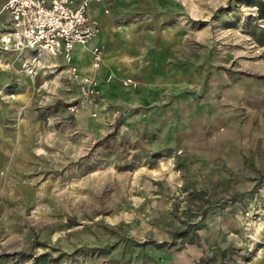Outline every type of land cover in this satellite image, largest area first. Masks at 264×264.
I'll return each instance as SVG.
<instances>
[{
    "label": "rangeland",
    "instance_id": "1",
    "mask_svg": "<svg viewBox=\"0 0 264 264\" xmlns=\"http://www.w3.org/2000/svg\"><path fill=\"white\" fill-rule=\"evenodd\" d=\"M255 1L116 2L83 105L63 59L0 77V264H264Z\"/></svg>",
    "mask_w": 264,
    "mask_h": 264
},
{
    "label": "built area",
    "instance_id": "2",
    "mask_svg": "<svg viewBox=\"0 0 264 264\" xmlns=\"http://www.w3.org/2000/svg\"><path fill=\"white\" fill-rule=\"evenodd\" d=\"M112 0H6L4 9L11 17L9 28L0 35V51L18 57L20 71L34 75L44 69L45 58L61 57L78 81L82 105L97 93L96 79L82 75L72 65L76 46L86 47L97 35L99 23L89 16L92 3L105 5L109 12ZM91 67L102 62L98 46L90 50Z\"/></svg>",
    "mask_w": 264,
    "mask_h": 264
},
{
    "label": "crops",
    "instance_id": "3",
    "mask_svg": "<svg viewBox=\"0 0 264 264\" xmlns=\"http://www.w3.org/2000/svg\"><path fill=\"white\" fill-rule=\"evenodd\" d=\"M5 2L6 0H0V35L9 28L11 23V17L9 13L4 9ZM116 2L120 3L121 0H112L108 6V13H105L104 11L105 5L92 3L90 6L89 16L92 19H96L98 21L99 29H101V31L98 34V37L93 41H90L86 47L76 46L74 49L71 64L78 67L83 73L103 75L105 64L104 67L102 66V68L100 70H97L96 72H92V70L90 69L89 66L91 54L89 53V51H87V48H90L95 44H101L104 46V48L105 46L107 47L110 45L108 42V37L112 32L111 29L113 28V23H111L108 15H106L107 17H104V14H109L110 12H112L114 6L116 5ZM58 59L62 58L58 57ZM17 67L19 68V61L16 58L15 54L0 51V77L3 76L4 78H7L8 76L13 75V70Z\"/></svg>",
    "mask_w": 264,
    "mask_h": 264
},
{
    "label": "trees",
    "instance_id": "4",
    "mask_svg": "<svg viewBox=\"0 0 264 264\" xmlns=\"http://www.w3.org/2000/svg\"><path fill=\"white\" fill-rule=\"evenodd\" d=\"M254 5L257 7L258 18L264 20V2L256 0Z\"/></svg>",
    "mask_w": 264,
    "mask_h": 264
}]
</instances>
